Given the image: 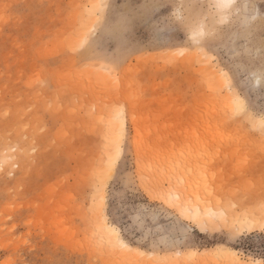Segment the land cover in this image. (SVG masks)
I'll return each instance as SVG.
<instances>
[{
	"label": "rangeland",
	"instance_id": "obj_1",
	"mask_svg": "<svg viewBox=\"0 0 264 264\" xmlns=\"http://www.w3.org/2000/svg\"><path fill=\"white\" fill-rule=\"evenodd\" d=\"M217 4L0 0V165L11 158L0 166V264H233L214 257L224 247L264 261L260 229L242 232L252 246L228 239L243 214L264 222V0ZM225 92L246 113L225 107ZM100 195L101 215L154 258L100 248ZM170 195L209 202L223 225L201 232Z\"/></svg>",
	"mask_w": 264,
	"mask_h": 264
},
{
	"label": "bare ground",
	"instance_id": "obj_2",
	"mask_svg": "<svg viewBox=\"0 0 264 264\" xmlns=\"http://www.w3.org/2000/svg\"><path fill=\"white\" fill-rule=\"evenodd\" d=\"M216 1L218 3L217 5H219L220 8L228 7V6H230L234 2V0H216ZM195 56H196V53H194L192 55L187 54L186 59L188 58V60H189L190 63L191 62H195L196 61V57H197V56L196 57ZM199 61H200V63H202L201 64V67H200V70H202V71L203 70H206L205 75L209 78L210 88L213 90V92L215 94H217V93L220 94L221 89L223 87V82H220L219 81L221 79H220L219 75L217 74L218 72L216 73V70H215V72H213V69H211L210 66L207 67L206 64H204L207 61L206 62H203L204 60L202 61V59L199 60ZM109 74H110V72H109ZM225 93H226V95L222 96V99L224 100L223 102H225V104L227 105V106L225 105V107H229L231 105V103H236L237 106H238V101H242L241 98L237 94H235V92L234 93L233 92H230V93L229 92H225ZM248 114H250V113H248ZM134 117L135 116L132 117V121H134L133 123L134 124L135 123H138V122H136V120L134 119ZM257 121H258V125L257 126L258 127L260 126L262 128V126H261L262 125V117L258 118ZM120 123H121V126H122L121 129H123V127L125 126L124 120H122V122H120ZM136 125L138 126L139 124H136ZM106 128H108V127L106 126ZM117 128L118 127L116 125H113V124L109 127V130H108L109 133L107 135L108 143L106 145V147L108 148V151H107V149H105V153L106 152L108 153L110 151V149L112 148V146H113V148H115L116 140L114 139V133L117 132ZM139 130H140V128H139ZM139 130H137V134L138 135L136 136V142H138L139 141L138 139L141 137V132ZM108 131H106V133ZM119 148H120V145H119ZM119 151H120V149H119ZM113 152H115V150ZM108 156L109 155L106 154L105 155V158H107ZM3 158L4 157H2V159ZM8 158L11 159L10 157H7L6 156V158H4L2 160L3 163H1L0 166H2V164L4 166V163L6 161H8ZM102 160H103V157H102ZM106 166H107V164H106ZM104 172H106V171H104ZM104 174H106V173H104ZM154 180H155V178H154ZM153 182H155V181H153ZM156 188L157 187H155V189ZM100 200L103 201V197L101 195L98 196L97 198H95V201H97V203H94L92 205V209H96V213L94 215L92 214V216H93V222L92 223H94L95 229L98 231V233L100 235V237H99L100 238V241H101V244L100 245H102V246H100V248L102 250L103 249H106V250L112 251V252H114V251L116 252V249H118V252L122 253V255L124 256V258H130L131 257L132 259H134L135 258L134 255L135 254L140 255V258L141 259H143V258L144 259H148V258H152V257L154 258V255L153 254L146 253L145 251L136 249V248L132 247L128 242H127L128 243V246H124L121 243V241L111 231V229L113 227H115V226L111 225L107 221V219L105 217H103V215H101V213H100V208H102L101 207L102 204H101V201ZM167 201H168L169 205H171L173 208H175V209L176 208H179L185 214L186 213H190L189 216H191V219L193 220V223L195 225H197V226H198V223L197 222H200V223L207 222V224L209 225V229L208 230H211V229H213L216 226L217 223L223 225V222H222L223 221L222 220L223 217L221 215L222 213L221 212L219 213L218 211H216L215 208L213 209L211 207L210 203L207 202V201H206V203L205 202L204 203L203 202H198L196 205L191 206V205L188 204L187 200L183 196L176 197V195H173V196L170 195V196H168ZM99 202H100V204H99ZM98 211H99V213H98ZM236 221H238L237 222L238 223V227H240V229H241L242 232H244V231H246V232H253L255 230L260 229L259 228V224L261 222L257 218H254L253 216L249 215V212L246 215L243 214L242 217L240 216V217L236 218ZM213 253H214V257L224 258L223 256H225V258H227V257L230 258V260H232L233 264H249V263H251V264H258V263H260L259 260L250 261V262L244 261L238 255V253L236 252V250H234L232 248H228V247L217 248ZM132 254H134V255H132ZM196 254H197L196 251L191 253L192 256L193 255H196ZM191 255H188V256H191ZM178 256L181 257V255L179 253H178ZM220 256H222V257H220ZM177 259H179V258H177ZM137 260H138V258H137Z\"/></svg>",
	"mask_w": 264,
	"mask_h": 264
},
{
	"label": "snow or ice",
	"instance_id": "obj_3",
	"mask_svg": "<svg viewBox=\"0 0 264 264\" xmlns=\"http://www.w3.org/2000/svg\"><path fill=\"white\" fill-rule=\"evenodd\" d=\"M170 20L174 26L178 27L179 24L182 22V17L170 18ZM202 35H203V33H202ZM206 47L208 48L209 52L212 50V44H211L210 40L207 42ZM238 111L246 113L247 108H246V105L244 104L243 101H238ZM262 129H264V117H262ZM114 164H115V160L109 161V165H108V168H109L108 174L109 175H111V169L114 167ZM197 223H198V226H199L201 232H207L208 231L209 225L207 224V222H204V223L197 222ZM259 228L261 230L260 245L262 248H264V222H261L259 224ZM125 230H126L125 225H121L119 227H113L111 229L112 233L121 241V243L124 246H128V243L122 239V234ZM127 230L135 232L134 228L127 229ZM228 239H229V241L237 240L240 243H248L249 246H252V244L254 243V241H252L251 238H249L247 241L244 239L241 229H235L234 231H230L229 235H228ZM184 243H185V245H189V244L194 245L195 239L191 236H186L184 239ZM260 264H264V261H261Z\"/></svg>",
	"mask_w": 264,
	"mask_h": 264
}]
</instances>
